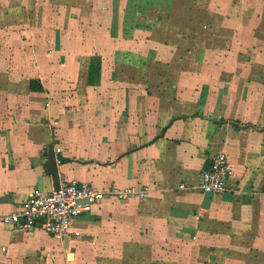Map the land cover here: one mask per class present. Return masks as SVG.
<instances>
[{"label": "crops", "instance_id": "0c3cea01", "mask_svg": "<svg viewBox=\"0 0 264 264\" xmlns=\"http://www.w3.org/2000/svg\"><path fill=\"white\" fill-rule=\"evenodd\" d=\"M50 145L60 181L149 191L64 239L0 223V264H264V0H0V214L54 190Z\"/></svg>", "mask_w": 264, "mask_h": 264}, {"label": "built area", "instance_id": "2783aa9c", "mask_svg": "<svg viewBox=\"0 0 264 264\" xmlns=\"http://www.w3.org/2000/svg\"><path fill=\"white\" fill-rule=\"evenodd\" d=\"M233 172L228 156L220 152L210 158L208 165L201 171L198 188L207 195L224 193L228 190ZM185 188L184 184L179 187ZM148 191L146 186L113 185L107 189H98L89 183L61 180L59 189L50 193L34 189L13 212L0 214V223L30 232L42 229L54 237L64 239L70 234L74 220L92 213L104 201L125 203L131 199L144 198Z\"/></svg>", "mask_w": 264, "mask_h": 264}, {"label": "water", "instance_id": "95a60500", "mask_svg": "<svg viewBox=\"0 0 264 264\" xmlns=\"http://www.w3.org/2000/svg\"><path fill=\"white\" fill-rule=\"evenodd\" d=\"M45 172L52 176L54 189L58 190L60 185V177L57 164V156L53 145L48 148V162L45 165Z\"/></svg>", "mask_w": 264, "mask_h": 264}, {"label": "trees", "instance_id": "16d2710c", "mask_svg": "<svg viewBox=\"0 0 264 264\" xmlns=\"http://www.w3.org/2000/svg\"><path fill=\"white\" fill-rule=\"evenodd\" d=\"M98 61H99V60H96V62H97V64L95 63L96 65H95V64H92V66H91V67H92V68H91V71H92V72L90 73V76H89V80H88V83H89V84H93V83L95 82V75L97 74L96 71H95V69H97V68L100 66V62H98ZM96 76H97V75H96ZM31 83H32V86H31L32 89H36V90H37V89H42V87H39V88H38V87H35V86L33 85V84H34V81H32Z\"/></svg>", "mask_w": 264, "mask_h": 264}, {"label": "rangeland", "instance_id": "374dc122", "mask_svg": "<svg viewBox=\"0 0 264 264\" xmlns=\"http://www.w3.org/2000/svg\"><path fill=\"white\" fill-rule=\"evenodd\" d=\"M72 256H73V255H70V256H69V259H70V260H72Z\"/></svg>", "mask_w": 264, "mask_h": 264}]
</instances>
